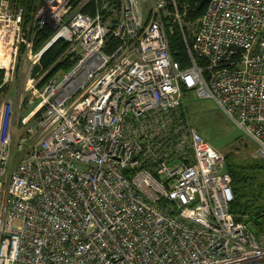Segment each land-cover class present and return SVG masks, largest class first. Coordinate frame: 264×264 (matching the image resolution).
Masks as SVG:
<instances>
[{"label":"built area","instance_id":"1","mask_svg":"<svg viewBox=\"0 0 264 264\" xmlns=\"http://www.w3.org/2000/svg\"><path fill=\"white\" fill-rule=\"evenodd\" d=\"M39 2L31 21L0 0V264H264V234L230 211L226 156L182 110L212 98L264 158V0H210L192 40L176 0ZM28 33L31 50L46 34L29 64ZM59 44L75 63L40 89Z\"/></svg>","mask_w":264,"mask_h":264},{"label":"rangeland","instance_id":"2","mask_svg":"<svg viewBox=\"0 0 264 264\" xmlns=\"http://www.w3.org/2000/svg\"><path fill=\"white\" fill-rule=\"evenodd\" d=\"M39 6L40 2L38 0V5L36 7L30 11L27 10L28 19L33 21L35 10ZM154 6L155 0H148V10L150 11L154 8ZM162 15L164 16V22L170 34H172L176 28L182 32L179 23L176 22L168 14V12L167 14L162 13ZM186 16L187 12H185L182 22L184 33L187 37H193L200 17L194 21H190L187 20ZM28 27L30 28V26ZM30 37L31 35L28 33L25 41L19 46V53L20 55H24L28 64L30 55L33 51L45 42V40H43L40 45L37 46V41L31 50L29 49L32 46ZM60 49L62 50L60 54L55 55L54 58H49L45 62L42 61L40 65L33 69L32 76L34 77H38L50 70L40 83V89L43 88L45 82L48 81L50 77L61 75L62 73L68 71L75 63L71 54L63 55V53L67 50L65 45L61 44ZM20 80L21 78L19 79V77L12 79L10 84L4 86L6 88L5 90L8 89L9 92L15 93L14 96H18L21 90L19 87L22 85ZM26 97L33 100L34 104L38 100L37 96H35L31 91L26 92ZM182 110L198 131L206 138V140H208L217 150L223 153L227 160L230 159V161L233 162H241L261 157L255 141H253V139L247 135L243 129L239 128L237 124L220 109L212 98H197L193 95H187ZM33 141H35V138ZM29 146L30 145H27L26 149H29ZM20 154L22 153H18L16 158H19ZM253 228L255 229L254 226Z\"/></svg>","mask_w":264,"mask_h":264},{"label":"trees","instance_id":"3","mask_svg":"<svg viewBox=\"0 0 264 264\" xmlns=\"http://www.w3.org/2000/svg\"><path fill=\"white\" fill-rule=\"evenodd\" d=\"M203 0H176L180 13L187 12V20L194 21L201 17L206 10V5L198 9ZM19 6L25 7L28 11L38 5V0H13ZM168 9L175 10L173 0H167ZM37 4V5H36ZM43 34L37 42V46L45 40ZM193 37L189 36L192 40ZM172 56L179 61L183 67L189 64V57L184 41V35L176 28L169 34ZM60 45L49 51L43 61L54 58L62 52ZM228 170L232 177L234 190V201L230 205V211L237 221H245L255 227L258 234H264V158H252L241 162L227 160Z\"/></svg>","mask_w":264,"mask_h":264},{"label":"water","instance_id":"4","mask_svg":"<svg viewBox=\"0 0 264 264\" xmlns=\"http://www.w3.org/2000/svg\"><path fill=\"white\" fill-rule=\"evenodd\" d=\"M210 0H203L201 3L198 5V9H202L204 5H206Z\"/></svg>","mask_w":264,"mask_h":264}]
</instances>
